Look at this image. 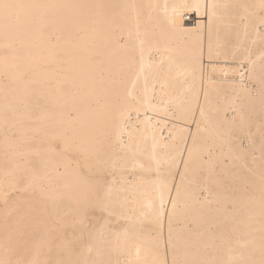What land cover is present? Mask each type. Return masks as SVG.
Instances as JSON below:
<instances>
[{"label": "bare ground", "instance_id": "6f19581e", "mask_svg": "<svg viewBox=\"0 0 264 264\" xmlns=\"http://www.w3.org/2000/svg\"><path fill=\"white\" fill-rule=\"evenodd\" d=\"M0 4V264H264V0Z\"/></svg>", "mask_w": 264, "mask_h": 264}, {"label": "rangeland", "instance_id": "374dc122", "mask_svg": "<svg viewBox=\"0 0 264 264\" xmlns=\"http://www.w3.org/2000/svg\"><path fill=\"white\" fill-rule=\"evenodd\" d=\"M12 191H13V190H12ZM14 192L17 193V194H19L20 192H22V197L24 196V195H23V191H18V189H17V190H14ZM14 192H10V191H9L8 193H10V195L7 194V198H9L8 196H10V198H9L8 200H9L11 206H9V205L7 204V203H9L8 201H6L7 199H6V200H1V201H4V204H7V205H4L3 202L0 201V202H1L0 205H3V209L5 208V211H8V209L6 210V208L9 207L10 211L12 210L13 212H15V213H13L14 216H13V215H12V216H8V215L11 214V213H10V211H9V213L7 212V214H6L5 216H6V217H11L12 219L15 220V222H14L12 219H8V218H7L8 220H10V221L8 222L7 219L2 220V219L5 218V217H3V216H4V210H3V211L1 210V211L3 212V213L1 214L3 218H2L1 215H0V217H1L0 219L2 220V221H0V222H1L0 224L5 223L4 225H5L7 231L5 232V229L3 228V229H4V230H3V229L1 228V229L4 231V237H5V238H4L3 240H2V239L0 240V246H1V249L4 247V250H0V251H6V253H8L7 250L10 249L11 251H10V250H9V251H10L11 253H9V254H11V255L14 254V255H13L14 257H16L15 254H16V255L21 254L22 256H20V257H21V259H22L23 256L26 257V254H27V255L30 254V253H28V252L31 251L30 249H32L31 247H32V245H33V244H31L30 242L34 243L33 241H35V240H32V239H35V238L37 239V236H38L39 240H40V237H41V239L43 238V240L45 241L46 239H49L48 237L51 238V236H53V234H55V236H53L52 239H50V240L54 241L55 239H57V236L61 233V231H62V234L66 233V232L68 231V228H69V227L66 225L65 228H63L64 225L62 224V222H64V223L66 222V223H67V222H69V221H61V219L64 220V219H67V217H66L65 215H63V214H58V213H57L55 216H56L57 220L60 219L59 221H55V220H56V219H54L55 216H54V218L52 219V221H49V220L47 221V219H49V218L46 217V219H43V220H45V221L42 220V221H43V225H42V224L40 225V226L42 227V228H41V227L39 226V224H40L41 221L39 222L38 220H39V219L41 220L42 217H43V218H45V217H44L43 215H42V217H40L41 214H38V212H36V211H34V213H32L33 211H31V210H33V209H31V207L33 206V203H32V204L30 203V204L32 205V206H30V209H31V210H30V209H27L29 206L26 205V204H24V203H25V202H23L24 199L22 200L23 203H21V201H20V200H21V199H20V198H21V193H20V195H19L20 198H18V197H16V195L14 194ZM17 196H18V195H17ZM14 198H15L16 200H15ZM31 198H33V197L31 196ZM10 199H11V200H10ZM13 199H14V200H13ZM12 200H13V201H12ZM17 201H19L18 204H16ZM5 202H7V203H5ZM11 202H12V203H11ZM13 202H15L16 205L12 207V204L14 205ZM21 205H22V206H23V205H24V206L26 205V206H25V207L23 206V208H22V207L18 208V207L21 206ZM5 206H6V207H5ZM10 207H11V208H10ZM26 207H27V208H26ZM17 208H18L20 211H19ZM24 208H25V210L28 211V212H29V210H30L31 213L29 212V215H31V217L34 216V218H32L33 220H32V219H28V218L30 217V216L28 215V213L26 214L27 216H25L24 214H22V216L24 215V218H25V219L21 216V213H20V212H22L21 210H24ZM0 209H1V207H0ZM13 209H14V210H13ZM15 209H17V210L19 211L18 214H17V211H16ZM25 210H24V211H25ZM1 211H0V212H1ZM12 211H11V212H12ZM19 213H20V215H19ZM25 213H26V212H25ZM16 214L18 215V217H19L20 219L16 217V216H17ZM15 215H16V216H15ZM62 215H63V216H62ZM35 216H36V217H35ZM13 217H14V218H13ZM15 217L18 219L19 222H17V220L15 219ZM26 217H27V218H26ZM31 217H30V218H31ZM38 217H39V218H38ZM63 217H65V218H63ZM34 219L37 220V221L39 222V224H37V223L34 221ZM50 219H51V218H50ZM90 219H91V218H90ZM20 220H21V221H20ZM3 221H6V222H3ZM22 221H23V223H25L26 221H27V222L29 221V222H30V225L32 226V228H33V227H35V228H34V229H29V226H30V225H29V223H27V222L25 223L26 225H25V224H24V225L22 224V226H20ZM31 221H32V222H31ZM47 222H48V223H47ZM49 222H50V223L52 222V223H55V224H54V225H51ZM13 223H18V224H20L19 226H20L21 228H18V226H17L18 224H17V225H14ZM31 223H32V224H31ZM33 223H34V225H33ZM60 223H61V224H60ZM66 223H65V224H66ZM11 224H12V225H11ZM48 224H50V226H49ZM58 224H60L59 226H61V227H60L61 229H58V226H57ZM28 225H29V226H28ZM47 225H48L49 227H47ZM1 226H2V225H1ZM27 226H28V227H27ZM31 226H30V227H31ZM45 226H46V227H45ZM55 226H57V228H54ZM3 227H4V226H3ZM15 227H16V229H15ZM24 227H27V228H28V230L25 229L26 232H25L24 229H23ZM67 227H68V228H67ZM7 228H8V229H7ZM11 228H13V229L11 230ZM1 229H0V230H1ZM14 229H15V230H14ZM18 229H19V230H20V229H23L22 231H23L24 234H23V233L20 234L22 231H19ZM38 229H39V230H38ZM2 230L0 231V233H2ZM13 230H14V233H13ZM17 230H18L20 233H18ZM34 230H35V231H34ZM50 230H51V231H50ZM9 231H11V233H9ZM29 231H31V233H29ZM39 231H40V232H39ZM49 231H50V232H49ZM55 231H56V232H55ZM53 232H54V233H53ZM8 233L10 234V236L8 235ZM12 233H13V234H12ZM15 233H16V235H17V233H18L20 236H18V235L16 236ZM27 233H28V237H30V238H28V239L26 238V237H27V235H26ZM44 233H48V235H47V234H44ZM50 233H52V234H50ZM2 234H3V233H2ZM11 234H12V236H13L14 238H12ZM31 234H32V235L34 234V235H35V236H34L35 238H34ZM39 234H40V235H39ZM14 235H15V236H14ZM41 235H42V236H41ZM7 236H8L9 238H7ZM24 236H25V238H23ZM45 236H47V237H45ZM0 237H1V234H0ZM11 238L13 239V241H11V240H12ZM8 239H9V241H8L9 244H8V243H4V240H5V242H7L6 240H8ZM14 239H15V240H14ZM16 239H17V240H16ZM22 239H26V240H25L26 242H25L24 240H22ZM18 240H20V241H22V242H21V243H18V242H20V241H18ZM29 240H30V241H29ZM37 240H38V239H37ZM14 241H15V242L18 241V242H17L18 244H17V245H14L15 249H14L13 244H12V242H14ZM10 242H11L12 245L10 244ZM15 242H14V243H15ZM24 242H25V243H24ZM28 242H29V244H27ZM22 243H23V244H22ZM2 244H3V245H2ZM20 244H22L23 246H21ZM26 244L28 245V247H29V245L31 246L30 249H28V247H27V248L25 247ZM5 245H7V247H5ZM11 246H12L13 248H12ZM19 246H20V251H21V252H18L19 248H16V247H19ZM21 247H22V248H25V250L21 249ZM5 249H7V250H5ZM17 249H18V250H17ZM26 249H27V251H26ZM40 249H42V246H41V248H39V250H40ZM28 250H29V251H28ZM22 251H23V252H22ZM24 251H25V252H24ZM14 252H15V253H14ZM17 252H18V254H17ZM43 252H44V251L41 250L40 258H39V259L42 260V261H40V260L38 259V260H36V262H35V261H33V262H28V264H30V263H31V264H32V263L39 264L38 262H40V264H47V263L50 262L49 260H51V259H52L51 262H53V261H55V262H53V263L50 262L49 264H56V263H57V264H65V263H63L62 261H64V262H67V261H68V260H65V259H67L65 254H64V255H65V256H64V259H63V258H62V257H63L62 253H61V255L59 254L60 256H57L56 252L54 253V251H53V252H52V251H51V252H47V253L44 252L45 255L43 254ZM24 253H25V254H24ZM50 253H54V255H51V257H50ZM11 255H10V256H11ZM43 255H44V256H43ZM48 255H49V257H48ZM55 255H56L57 258L55 257ZM13 256H11V257H13ZM42 256H43V257H42ZM45 256H46V257H45ZM44 257L47 258V259H45ZM53 257H55L56 259L53 258ZM58 258H59V259H58ZM8 259H9L8 261H10L11 263H12V261L14 260V259H12V258H11V259L8 258ZM23 259H24V258H23ZM48 259H49V260H48ZM11 260H12V261H11ZM15 260H16V259H15ZM44 260H45V261L47 260V262H45ZM61 260H62V261H61ZM16 261H18V260H16ZM43 261H44L45 263H44ZM58 261H60V262H58ZM17 263H18V262H16L15 264H17ZM25 264H26V263H25ZM66 264H68V262H67Z\"/></svg>", "mask_w": 264, "mask_h": 264}, {"label": "snow or ice", "instance_id": "6c2138e0", "mask_svg": "<svg viewBox=\"0 0 264 264\" xmlns=\"http://www.w3.org/2000/svg\"><path fill=\"white\" fill-rule=\"evenodd\" d=\"M25 7L23 5H10V4H0V8L4 9L5 12V19H8V11L10 9H14V8H22ZM196 10L199 11V6H196Z\"/></svg>", "mask_w": 264, "mask_h": 264}]
</instances>
